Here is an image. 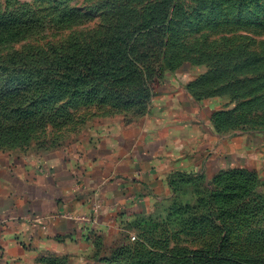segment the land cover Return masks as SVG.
<instances>
[{"label": "rangeland", "instance_id": "rangeland-1", "mask_svg": "<svg viewBox=\"0 0 264 264\" xmlns=\"http://www.w3.org/2000/svg\"><path fill=\"white\" fill-rule=\"evenodd\" d=\"M168 90L252 165L179 176L148 216L64 252L0 241V264H264V0H0V179L146 133Z\"/></svg>", "mask_w": 264, "mask_h": 264}, {"label": "crops", "instance_id": "crops-1", "mask_svg": "<svg viewBox=\"0 0 264 264\" xmlns=\"http://www.w3.org/2000/svg\"><path fill=\"white\" fill-rule=\"evenodd\" d=\"M165 96V112L146 133L109 134L90 150L34 161L2 176L5 253L21 255L24 247L43 243L60 252L79 247L92 234L116 232L122 223L148 216L179 176L208 177L252 165L240 138L219 133L194 98L169 90ZM50 215L64 217L45 232L42 221ZM82 217L90 222L78 221Z\"/></svg>", "mask_w": 264, "mask_h": 264}, {"label": "built area", "instance_id": "built-area-1", "mask_svg": "<svg viewBox=\"0 0 264 264\" xmlns=\"http://www.w3.org/2000/svg\"><path fill=\"white\" fill-rule=\"evenodd\" d=\"M62 217H64V216L63 215H50L49 217H46L42 221L43 224L41 223L43 230L45 232H48L49 231L48 225L50 223L56 222L57 220H60ZM78 221H80V222H90V220L87 219L86 217L79 218ZM87 231H88V229H87ZM87 234H88V232H87Z\"/></svg>", "mask_w": 264, "mask_h": 264}, {"label": "trees", "instance_id": "trees-1", "mask_svg": "<svg viewBox=\"0 0 264 264\" xmlns=\"http://www.w3.org/2000/svg\"><path fill=\"white\" fill-rule=\"evenodd\" d=\"M219 132V131H218ZM220 133V132H219Z\"/></svg>", "mask_w": 264, "mask_h": 264}]
</instances>
